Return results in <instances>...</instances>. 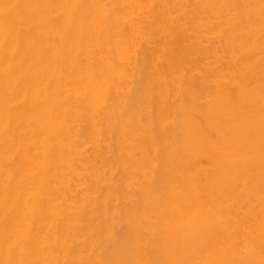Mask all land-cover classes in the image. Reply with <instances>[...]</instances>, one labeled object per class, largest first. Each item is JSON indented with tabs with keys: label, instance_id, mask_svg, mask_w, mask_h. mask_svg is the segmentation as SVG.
Segmentation results:
<instances>
[{
	"label": "bare ground",
	"instance_id": "1",
	"mask_svg": "<svg viewBox=\"0 0 264 264\" xmlns=\"http://www.w3.org/2000/svg\"><path fill=\"white\" fill-rule=\"evenodd\" d=\"M0 264H264V0H0Z\"/></svg>",
	"mask_w": 264,
	"mask_h": 264
}]
</instances>
